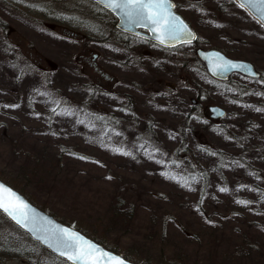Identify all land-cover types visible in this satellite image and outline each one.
Segmentation results:
<instances>
[{"label":"rangeland","instance_id":"obj_1","mask_svg":"<svg viewBox=\"0 0 264 264\" xmlns=\"http://www.w3.org/2000/svg\"><path fill=\"white\" fill-rule=\"evenodd\" d=\"M173 1L198 33L175 50V77L92 0H0V176L64 223L110 228L109 244L140 260L264 264V27L233 0ZM60 16L67 38L49 26ZM198 47L263 78L216 82ZM92 54L114 81L86 68ZM156 79L175 102L141 111L134 91ZM0 264L68 263L0 213Z\"/></svg>","mask_w":264,"mask_h":264},{"label":"water","instance_id":"obj_2","mask_svg":"<svg viewBox=\"0 0 264 264\" xmlns=\"http://www.w3.org/2000/svg\"><path fill=\"white\" fill-rule=\"evenodd\" d=\"M234 1L240 6L241 4H243L244 6L242 8L248 11L264 27V2H262V0H251V2H249V0ZM174 3L175 2H173V0H170V11L178 18L177 23L182 27V29H184L186 32H190L192 35L190 37L185 36L184 39L166 40L164 43H161L160 40L156 38L158 33L152 32L141 24H137L135 22L127 20L119 10H107L117 17L118 21L116 23V28L120 29L123 32L149 38L153 40L154 43L156 42L165 47H177L178 45L182 44L195 43L198 38L197 32L192 28L191 25H189V22L176 11V4ZM196 55L204 64L205 69L210 77L219 81H228L231 75L235 73L252 79H258L261 76L252 62L230 58L227 55H224L222 51H218V49L198 48L196 50ZM208 109L210 110L213 119H223L227 115V111L218 105L211 106V108ZM0 185L5 186L6 189H10L11 192L15 193V195L19 197L20 200L28 205L29 219L26 224H21L17 223L15 219H13L2 210H0V212L13 224H15L18 228L25 232V234H28L33 241H35L37 244H40L55 256L71 264V262L68 261L66 257L61 256L60 252L56 250L55 242L53 239V233H55L57 230L67 229L70 232L78 233L85 242H91V244L99 247L104 252L110 253L114 257H119L125 262V264H136L134 261H130L124 256L122 257L121 254L111 251L103 244L96 242L94 239L90 238L80 230L78 231V229L60 222L54 215L45 212V210L33 204L20 191L13 188L2 179H0Z\"/></svg>","mask_w":264,"mask_h":264},{"label":"snow or ice","instance_id":"obj_3","mask_svg":"<svg viewBox=\"0 0 264 264\" xmlns=\"http://www.w3.org/2000/svg\"><path fill=\"white\" fill-rule=\"evenodd\" d=\"M95 3L103 5L105 9L119 10L127 20L158 33L156 38L161 43L192 35L177 23L178 18L170 11V0H95ZM243 6L241 4V7ZM0 210L15 219L17 223L26 224L29 219L28 205L3 185H0ZM53 239L56 250L71 264H125L119 257L104 252L91 242H85L76 232L59 229L53 233Z\"/></svg>","mask_w":264,"mask_h":264},{"label":"flooded vegetation","instance_id":"obj_4","mask_svg":"<svg viewBox=\"0 0 264 264\" xmlns=\"http://www.w3.org/2000/svg\"><path fill=\"white\" fill-rule=\"evenodd\" d=\"M51 13L53 14V12H51ZM61 19H62L61 16L58 18L55 17L54 21L61 22V24L50 23V26H51V28L54 29V31L56 30V32H59L60 34L64 35V33H65V37H67V34H69V33H68V31H66L67 30L66 26L62 25L63 20H61ZM70 33H71L70 37H73L76 39L83 38V35L79 34L78 31H72L71 30ZM122 34H125V33H122ZM125 36L133 38L137 41H140L142 44L147 46L148 49H150L148 51V54L144 58V59H149V61L147 62L148 64H150V65L155 64V66L162 64L165 67L169 66L168 68L173 69V77H175V68H174L175 67V47L174 48L163 47V46L154 44V42H152L149 39H145V38L138 37V36H133V35H128V34H125ZM134 48H137V46H134ZM151 50H152V52H151ZM97 59H98V55L92 54V61H87L88 64L85 65L86 68H93L95 70V72L102 74L104 77H106L110 81H114V79L112 77H109V76L107 77V75H105V73H103L101 71V68L97 64V61H96ZM143 87L144 88L142 90L136 89V91H134L135 97L139 98V100L135 98V102H136V104L139 105L141 111L146 110L145 112L154 113L155 108L157 110L160 109L159 107L155 106L156 104H152L154 101L158 102L157 99H160V98H164L167 102H170V101L175 102V100H174L175 94L165 93V90H163L164 89L163 83L158 82L157 79L153 83L148 82V81L143 82ZM173 90H175V88H173ZM123 100H127V98L125 97ZM117 101H118V98H117ZM129 101H131V99ZM145 101H148L151 104L149 106H147ZM117 105L118 106L116 109L114 106H112V110H113L114 114H116L119 117H121V115H123V113L130 114V110L128 109L126 102H124L123 105L121 103L117 102ZM146 106L149 107V109H147ZM121 107H123L122 110L119 109Z\"/></svg>","mask_w":264,"mask_h":264},{"label":"trees","instance_id":"obj_5","mask_svg":"<svg viewBox=\"0 0 264 264\" xmlns=\"http://www.w3.org/2000/svg\"><path fill=\"white\" fill-rule=\"evenodd\" d=\"M185 140V139H184ZM186 141V140H185ZM0 178L1 179H3L2 178V176H0ZM11 185L13 186V187H15L16 189H18V190H21L20 188H19V186H18V184L17 183H11ZM22 191V190H21ZM124 202V200L121 198V200L119 201V205H121L122 203ZM41 208H43V207H41ZM45 211H46V209L45 208H43ZM127 211H130V209H128L127 208ZM116 213V212H115ZM170 216H172L171 214H170ZM169 216V217H170ZM118 217H120L119 215H118ZM78 226L76 227V228H78V230L80 229L82 232H84L85 234H87L88 236H90V237H92L93 239H95L96 241H98V242H100V243H102L103 245H105L106 247H108L109 249H111V251H116V252H119V253H123V255L126 257V258H128V259H130V260H133L134 262H136L137 264H154V263H151V259H149V258H146V260H145V258H144V260L142 259V260H140L141 259V257H140V255H138V254H135V253H132V252H129L127 249L126 250H121V246H120V242L119 243H113V244H109V242H108V235H110V234H112V232H111V230H110V228H108L106 231H105V233H103V234H98V232L95 230V229H90V228H88L87 226H80L79 225V223L77 224ZM162 229H161V231L159 232L158 231V236H160V237H162V238H164V237H166L167 236V233H168V230H167V227H161ZM172 262L171 263H175V264H181V261L180 260H171Z\"/></svg>","mask_w":264,"mask_h":264}]
</instances>
